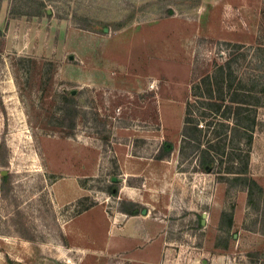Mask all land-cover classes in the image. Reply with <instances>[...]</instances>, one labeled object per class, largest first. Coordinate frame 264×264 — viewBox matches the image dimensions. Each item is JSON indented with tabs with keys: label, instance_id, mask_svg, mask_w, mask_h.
<instances>
[{
	"label": "rangeland",
	"instance_id": "374dc122",
	"mask_svg": "<svg viewBox=\"0 0 264 264\" xmlns=\"http://www.w3.org/2000/svg\"><path fill=\"white\" fill-rule=\"evenodd\" d=\"M0 30V264H130L107 236L132 209L166 241L155 264H264V202L220 229L243 194L201 171L182 134L186 101L212 106L193 85L218 64L234 86L264 80V0H0ZM253 109L250 142L227 141L215 170L239 152L264 178Z\"/></svg>",
	"mask_w": 264,
	"mask_h": 264
},
{
	"label": "trees",
	"instance_id": "16d2710c",
	"mask_svg": "<svg viewBox=\"0 0 264 264\" xmlns=\"http://www.w3.org/2000/svg\"><path fill=\"white\" fill-rule=\"evenodd\" d=\"M0 35H2L1 30ZM219 44H226L229 49H240L244 46L240 42L232 43L229 41L219 42ZM258 47L260 46L258 45ZM238 59L239 54H235L226 61L229 66H232L238 62ZM262 61V65L264 66V57ZM223 67V64H218L214 73L202 75L198 78L199 83L193 85L194 91L195 88H199L202 84L201 82H203L206 87L207 96L211 99L212 106L207 113H200L198 109H196L197 111L192 109V103L189 104V101L185 102L182 125L183 140L192 142L195 147L194 152H196L197 166L201 171L206 173H218V178L225 180L228 187H245L248 203H251L255 196L259 197L260 200L264 202L263 186L249 174L248 154H245V157L239 161L238 158L240 157V153L230 152L233 154L232 161L236 165L229 163L227 169L223 171L224 173H222L221 170H215L216 160L219 159L222 161V158L217 155L221 154V147L225 146L227 141L236 144L237 149H240L238 144L241 143L240 139L243 136H248L247 140L250 142L249 137H251L253 127L256 125V110L253 108L257 109L259 106L264 105V80L262 83L257 81V79H254V74L252 73V81L258 83V88H256V86L252 87L253 82L250 81V77L246 80L244 79L245 81L242 86H234L242 80L237 77L239 75L236 74L235 69L232 71L230 70L232 73L227 75ZM252 68L253 67H251V71ZM253 70L255 71V69ZM73 106L74 111L72 117L70 116L71 123L67 126V128H69L67 131L69 135L73 134L75 124L76 109L75 105ZM66 110L67 108L63 106L61 109L62 119H65L68 113ZM234 113L236 114L234 122H227L225 119ZM240 114H244L243 119L250 117L251 121L243 123L238 117ZM207 115L209 118L206 119ZM199 116H204L205 121H201ZM222 128H224V130H221ZM172 150V143L165 142L160 145L154 156L157 159H163L168 157ZM110 193L115 195L116 191L111 189ZM233 209L234 207L232 205L229 209H223L220 213L219 228L225 229L226 232L231 228L233 222ZM125 212L130 215L137 214L134 209Z\"/></svg>",
	"mask_w": 264,
	"mask_h": 264
},
{
	"label": "crops",
	"instance_id": "0c3cea01",
	"mask_svg": "<svg viewBox=\"0 0 264 264\" xmlns=\"http://www.w3.org/2000/svg\"><path fill=\"white\" fill-rule=\"evenodd\" d=\"M185 108V105H184ZM184 112V111H183ZM262 165L258 162L253 164L252 157L249 155L248 171L252 178H254L264 188V178L260 177V169ZM231 189H238L243 195L239 197L237 203L233 205V222H238V216L241 213L243 205L247 201V191L245 187H231ZM249 204V203H248ZM125 217L119 220L118 227L109 236V249H118L125 253L130 264H155L159 261L161 252L163 251V240L160 233L155 232L156 223H153V228L150 227L151 222L147 216L141 215L144 221L139 218L137 214H126L120 212ZM144 214V213H142ZM146 218V219H145ZM150 232V234L148 233Z\"/></svg>",
	"mask_w": 264,
	"mask_h": 264
},
{
	"label": "water",
	"instance_id": "95a60500",
	"mask_svg": "<svg viewBox=\"0 0 264 264\" xmlns=\"http://www.w3.org/2000/svg\"><path fill=\"white\" fill-rule=\"evenodd\" d=\"M61 264H68L67 262H63V263H61Z\"/></svg>",
	"mask_w": 264,
	"mask_h": 264
}]
</instances>
